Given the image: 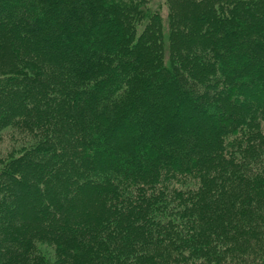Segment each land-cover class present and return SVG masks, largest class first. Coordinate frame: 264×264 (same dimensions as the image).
I'll list each match as a JSON object with an SVG mask.
<instances>
[{"label":"trees","instance_id":"16d2710c","mask_svg":"<svg viewBox=\"0 0 264 264\" xmlns=\"http://www.w3.org/2000/svg\"><path fill=\"white\" fill-rule=\"evenodd\" d=\"M169 5L0 0V264H264V0Z\"/></svg>","mask_w":264,"mask_h":264},{"label":"rangeland","instance_id":"374dc122","mask_svg":"<svg viewBox=\"0 0 264 264\" xmlns=\"http://www.w3.org/2000/svg\"><path fill=\"white\" fill-rule=\"evenodd\" d=\"M170 1H171L172 9H175L174 8L175 0H170ZM182 2H184V0H180V3ZM149 6L153 12L159 11L164 19L168 18L170 12L169 0H149ZM202 17L205 18V15L203 14L201 18ZM190 22L192 21L190 20ZM191 25H193V23H191ZM182 31L184 32L186 30H184L183 27L178 29V32H182ZM123 128H125V130H128L126 129V126L125 127L123 126ZM123 128L121 127V129ZM21 136H24V133L23 132L20 133V130H17L16 128H9L2 133V136L0 137V150L3 153V155H6L11 150H17L18 147H22L23 145L32 143L34 141L32 139L29 142L21 141L19 139V137Z\"/></svg>","mask_w":264,"mask_h":264}]
</instances>
